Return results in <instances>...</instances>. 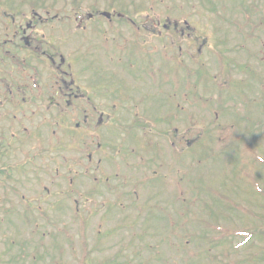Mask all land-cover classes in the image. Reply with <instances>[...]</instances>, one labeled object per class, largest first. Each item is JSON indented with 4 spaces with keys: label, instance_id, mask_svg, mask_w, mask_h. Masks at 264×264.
Masks as SVG:
<instances>
[{
    "label": "rangeland",
    "instance_id": "1",
    "mask_svg": "<svg viewBox=\"0 0 264 264\" xmlns=\"http://www.w3.org/2000/svg\"><path fill=\"white\" fill-rule=\"evenodd\" d=\"M38 1L42 0H11L13 12L10 10L8 16L15 14L14 20L2 15L0 4V43L10 39L15 29L19 30L14 45L6 42L5 48L0 45V55L9 52L12 59L19 61L17 66L10 58L1 56L0 60V88L7 85L16 95V101L5 103V90L0 91L1 153L9 152L8 155L0 154V169L12 168L11 176L0 174V264H85V259L92 264H105L118 252L123 253L119 255L121 264L128 261L131 264H198L195 262L205 250L214 262L203 254L204 260L200 264H244L242 260L247 252L259 259L256 264H264V237L257 242V233L244 222L245 219H235L237 206L229 210L217 209L216 215L194 214V207L186 208L181 199L182 194V198L186 195L187 202L198 197L211 204L210 198L215 191L206 186L225 185L233 168L239 171L240 177L245 176L244 171L248 180H253L257 174L255 167L260 164V148L264 151V64L261 66L260 63L264 59V52H261L264 34L255 31L258 39L253 38L252 42H244V38L250 34L252 21L258 23L260 13L253 20L249 18L251 22L243 37L238 34V22L244 23V19H235L239 15L232 18L236 25L233 26L232 22L219 20L212 11L189 8L186 2L181 11L170 14L168 9L174 8L171 0H76V3L74 0H49L44 1L45 5L39 2L40 8L34 12L37 14H33V19L32 5ZM121 10L131 12L142 25L139 42L148 53L144 46L133 41L131 28L122 23L124 18L110 20L102 16L98 17L103 19L98 23L96 18L88 16L94 11L113 15L114 11ZM167 20L181 23L182 28L164 32L162 26H156L158 21L164 25ZM185 20L192 31L183 26ZM51 26L54 33L49 32ZM23 37L30 42L24 48ZM219 39H225L226 46L218 47L228 49L227 56L240 65L243 73L245 63L253 69L249 78L234 64L222 76L215 66L214 52L205 45L200 47L203 41L213 45L214 40ZM240 44H246L249 51L239 48ZM51 47L59 53L53 61L49 54H44V51L53 52ZM198 48H201L200 54ZM254 53L258 58L248 60ZM150 54L154 58L153 65ZM163 54H167L171 63ZM60 56L65 63L59 66ZM24 58L30 62L25 64L21 61ZM68 64H72V69L67 67ZM177 65L193 71L206 66L213 81H217V87L223 80L230 86L219 89L221 99L231 100L227 101L229 103L239 100L242 107L238 112L221 111L222 119L215 120L216 111L204 110L199 97L190 96L194 109L188 108L186 102L181 111L175 112L176 102L183 93L197 89V94L210 97L218 90L207 80L206 72L198 71L196 77L190 70L175 73L180 69ZM58 67L65 73H74L82 87L94 84L99 77L104 78L105 84L121 88L125 99L118 97L113 101L111 97H93L99 110L106 114L113 111L114 104L119 105L114 115H106V119L102 116L99 127L96 125L100 114L92 113L93 107L83 103L91 123L88 126L82 123V116L77 113L71 125L80 124L83 131H87V134L83 132L89 135L87 143L83 144L78 138V148L68 152L51 151L64 144L51 143L53 141L48 139L46 132L37 135L49 126L45 110L54 125L59 112L67 111L62 106L59 110L49 107L50 99L61 103L53 85V74ZM161 70L167 71L164 80L158 72ZM242 79L246 80L229 84ZM71 88L78 91L75 86ZM77 95H80L79 91ZM22 98L25 104H18ZM189 98L187 96L186 100ZM82 102L77 100L75 103ZM185 109L193 114H183ZM175 113H182V122L154 121L170 119ZM197 113L199 116L194 118ZM74 114L72 112V117ZM2 115L10 118L17 115L18 118L12 125L11 121H3ZM191 117L199 123H196L195 131H209L211 135L198 143L194 151L180 154L186 141L196 137L195 131L186 132ZM135 120L140 123V128L132 131L142 147L136 145L130 134L125 136L123 133V128L132 126ZM153 125L155 129L151 131ZM22 130L29 131L30 135L34 132L39 141L31 142L32 136ZM11 131L18 133L16 142L7 139ZM145 131L146 140L143 141ZM239 132L243 138L238 136ZM95 139L100 141L102 151L96 148L98 142L94 143ZM243 144L253 148L243 152L240 146ZM228 150H239L242 159L237 158L238 152ZM216 155L219 160L213 161ZM147 163L151 172L145 168ZM21 166L23 172L16 169ZM57 169L59 172L55 174ZM103 177L109 179L106 184ZM219 179L222 180L215 181ZM261 184L264 186L263 182ZM230 192L217 191L227 198ZM233 198L238 201L235 195ZM239 202L255 213L252 221L257 222L256 227H264V201L248 198L246 201L239 199ZM198 205L201 207V203ZM185 211H188L187 217H183ZM183 220L194 223L196 229L190 224L185 227ZM176 224H180L181 229ZM213 235H232L237 244L229 247L226 254V247L222 251L214 247L213 241H208ZM254 242L261 246L259 255H256V248L249 247ZM240 246L244 251L237 250ZM160 251L163 259L159 256Z\"/></svg>",
    "mask_w": 264,
    "mask_h": 264
},
{
    "label": "trees",
    "instance_id": "2",
    "mask_svg": "<svg viewBox=\"0 0 264 264\" xmlns=\"http://www.w3.org/2000/svg\"><path fill=\"white\" fill-rule=\"evenodd\" d=\"M238 1H240V3H239L240 5H239L238 7L241 8V6H242V7L246 6V5H245V3H246L245 1H248V0H238ZM6 5H7V4H4V6H6ZM249 9L251 10V8H247L248 11H249ZM5 10H6V9H5ZM249 12H250V11H249ZM251 71H252V70H248L247 72L249 73V72H251ZM260 161H261L262 167L256 169V173H257V174H256V176L254 177V180H255V179H258V178L260 177L259 175H261L262 173H264V160H261V159H260ZM263 181H264V180H263ZM240 186H241V185H238V186H236V187L239 189ZM244 187H245L244 185L241 186V188H244ZM241 188H240V189H241ZM261 190H262V191H259V192H261V195L264 196V189L261 188ZM215 205H218L216 201H215ZM207 207H208L207 209H209V210H208V213H209V214H212V212H214V208H213V206L208 205ZM238 207H239V206H238ZM202 208H203V207H200V208H198V209H199V210H202ZM240 210H246V209H245L244 207H241ZM257 228H258V227H257ZM261 231H262V230H261ZM263 233H264V228H263ZM263 235H264V234H263ZM202 238H203V237H202ZM213 240H214V238H212V241H213ZM222 242H223V241H222ZM214 246H215V245H214ZM216 246L219 247L218 244H217V242H216ZM206 254H207L208 257H210V255L208 254L207 251H206ZM200 256H201V254H200ZM253 259H254V257H253Z\"/></svg>",
    "mask_w": 264,
    "mask_h": 264
},
{
    "label": "bare ground",
    "instance_id": "3",
    "mask_svg": "<svg viewBox=\"0 0 264 264\" xmlns=\"http://www.w3.org/2000/svg\"><path fill=\"white\" fill-rule=\"evenodd\" d=\"M245 5H246L248 8H251V10H254V11H258V10H259V5H258V2H256V1H247V2L245 3ZM218 45L223 46V47L226 46V44H225L224 42H219Z\"/></svg>",
    "mask_w": 264,
    "mask_h": 264
},
{
    "label": "flooded vegetation",
    "instance_id": "4",
    "mask_svg": "<svg viewBox=\"0 0 264 264\" xmlns=\"http://www.w3.org/2000/svg\"><path fill=\"white\" fill-rule=\"evenodd\" d=\"M65 96H67L68 98H71L72 97V94H64ZM51 105L54 107V108H56V109H60L61 108V105H59V104H57V103H54V102H51ZM58 109V110H59ZM60 116H66V113H63V114H61Z\"/></svg>",
    "mask_w": 264,
    "mask_h": 264
}]
</instances>
